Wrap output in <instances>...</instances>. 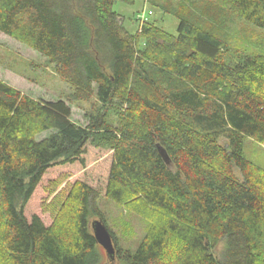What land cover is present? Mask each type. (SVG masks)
Returning <instances> with one entry per match:
<instances>
[{
	"label": "trees",
	"instance_id": "16d2710c",
	"mask_svg": "<svg viewBox=\"0 0 264 264\" xmlns=\"http://www.w3.org/2000/svg\"><path fill=\"white\" fill-rule=\"evenodd\" d=\"M137 1L0 0V32L44 56L69 101L121 108L115 125L106 112L82 126L65 101L0 80V264H98L100 196L159 217L134 251L109 231L114 264H264V172L243 155L244 139L264 144V55L223 60L226 41L195 0H143L177 20V35L152 19L131 34L113 7ZM215 1L264 30V0ZM77 173L65 234L42 207L59 176Z\"/></svg>",
	"mask_w": 264,
	"mask_h": 264
},
{
	"label": "rangeland",
	"instance_id": "374dc122",
	"mask_svg": "<svg viewBox=\"0 0 264 264\" xmlns=\"http://www.w3.org/2000/svg\"><path fill=\"white\" fill-rule=\"evenodd\" d=\"M165 0H163L164 2ZM171 6H176L180 0H168ZM196 15L201 17L214 33L222 37L227 48L222 52L223 60L235 63L245 56L254 54L264 55V30L236 18L226 9L224 2L215 0H195ZM146 2V1H145ZM143 0H138L133 5L116 3L113 7L123 26L129 33L138 29L136 16L142 11H153L150 17L157 25L168 33L177 35V20L150 9ZM160 2V1H159ZM0 80L18 89L25 95L36 100L65 101L71 110V121L75 124L86 126L90 116L98 113H106V120L110 124H116L119 120L120 107L111 106L110 109L100 107L96 100L89 103L69 101L71 87L55 72L46 58L34 51L29 45L21 43L0 32ZM50 132L37 135V140L47 137ZM221 143H226V138H220ZM243 155L250 165L264 172V144L252 138H246L243 142ZM80 173L64 174L58 177L57 182L49 188V194L43 203V210L52 221L58 225L63 223L65 234L71 231V215L74 205L66 194L68 188L76 181ZM235 175L240 177L238 170ZM95 206L109 231L114 235L117 246L123 251H134L143 240L152 225L159 220L158 213L141 209V205L133 200H125L122 203L114 202L103 196L95 200ZM98 219L96 217L92 220ZM91 220V221H92ZM220 243L218 250L222 249ZM101 258L98 264L107 263L105 251L99 248Z\"/></svg>",
	"mask_w": 264,
	"mask_h": 264
},
{
	"label": "water",
	"instance_id": "95a60500",
	"mask_svg": "<svg viewBox=\"0 0 264 264\" xmlns=\"http://www.w3.org/2000/svg\"><path fill=\"white\" fill-rule=\"evenodd\" d=\"M156 148L164 163L169 166L170 158L166 150L159 144H157ZM90 227L92 229L96 243L105 251L107 258V263L105 264H114L117 250L108 228L100 219L92 220L90 222Z\"/></svg>",
	"mask_w": 264,
	"mask_h": 264
},
{
	"label": "built area",
	"instance_id": "2783aa9c",
	"mask_svg": "<svg viewBox=\"0 0 264 264\" xmlns=\"http://www.w3.org/2000/svg\"><path fill=\"white\" fill-rule=\"evenodd\" d=\"M151 12L146 13L145 11H142L141 14H138L136 19L138 21L139 27L142 26L143 23L148 21L150 19Z\"/></svg>",
	"mask_w": 264,
	"mask_h": 264
}]
</instances>
